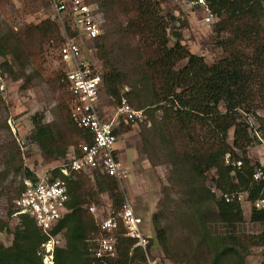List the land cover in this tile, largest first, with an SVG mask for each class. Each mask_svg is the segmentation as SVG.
<instances>
[{
  "label": "trees",
  "instance_id": "1",
  "mask_svg": "<svg viewBox=\"0 0 264 264\" xmlns=\"http://www.w3.org/2000/svg\"><path fill=\"white\" fill-rule=\"evenodd\" d=\"M86 1L95 3L102 14V33L92 40V46L102 67L103 90L116 104L123 94L133 108L144 110L149 128L142 138L143 153L151 165L167 167L162 194L176 208L165 213L159 210L150 218L163 254L185 264H264V250L259 262L248 263L246 259L252 246L264 247V208L252 206L248 215L261 230L240 234L238 226L245 221L242 204L224 199L225 194L238 192L251 203L264 198L263 181L252 178L261 166L247 155L248 147L256 141L248 115L255 118L264 141V0H204L217 18L212 29L217 45L225 52L212 63L191 52L179 38L169 44L168 31L176 18L162 13L160 0ZM62 42L58 24L49 17L16 31L0 30V57L10 55L2 62V69L17 79L21 74L14 65L22 50L32 56L44 43L58 49ZM181 61L184 64L179 67ZM63 78L60 64L47 79L59 92V121L46 122L38 114L31 117L30 141L54 158L65 157L69 145L76 149L82 139L90 141L88 131L70 117ZM123 87L128 89L123 91ZM14 146L19 153L17 143ZM226 154L240 159L241 166L225 164ZM8 166L16 173L24 171L28 180H36L21 161L16 163L12 158ZM210 171L220 195L206 183ZM53 174L58 175V170ZM74 175L73 179L66 177V212L50 230L64 238L63 245L54 250V262L97 264L88 248L98 230L87 206L96 202L99 190L107 193L116 208L122 193L114 177L98 170L92 174L94 184L87 173ZM17 217L10 230L7 221L0 220V230L12 235L8 245L0 242V264H41L38 250L48 236L29 215ZM133 243V239L119 235L118 256L112 263H126ZM134 256V264H143L139 249L134 250Z\"/></svg>",
  "mask_w": 264,
  "mask_h": 264
},
{
  "label": "rangeland",
  "instance_id": "2",
  "mask_svg": "<svg viewBox=\"0 0 264 264\" xmlns=\"http://www.w3.org/2000/svg\"><path fill=\"white\" fill-rule=\"evenodd\" d=\"M160 1L162 13L172 14L176 18L168 31L170 45L179 38L183 45L191 52L203 56L207 63H212L225 55V52L217 45V36L212 29L217 18L209 12L204 0ZM3 4V7H0L1 31H16L26 24L37 23L46 17L52 19L53 16L50 0H4ZM207 16H210L209 21H205ZM67 34L73 35L71 31ZM78 39L83 46L91 47L90 42ZM86 47L84 49L88 50L89 48ZM7 58L10 59V55ZM7 58L0 57V220L7 221L8 230H10L17 223L18 217L12 213L8 214V212L13 209V200L23 187L24 182L29 179L24 176V171L16 173L8 166L12 158L16 163L21 161L23 167L28 168L38 179L41 176L49 175L54 168L62 163L65 157L54 158L44 154L29 138L33 128L31 121L33 115L43 116L46 122H58L61 116L58 101L59 92L55 86H51L47 82L50 73L61 64L57 48L50 43H44L41 51L37 50L32 56L22 50L14 65V70L21 74L17 79H13L6 69H2L1 64ZM183 64L184 61H181L178 66ZM127 89V87H123V91ZM122 96L125 97L123 94ZM98 99L101 116L103 115L105 120H111L117 116L116 153L124 172L118 182L122 198L126 196L131 202L137 203L140 208L145 205L141 199L146 195V202L147 200L149 202V206L147 205L149 216H146L148 219L144 221L143 227L152 238L151 245L155 248L152 254L160 259L177 263L163 254L154 237V229L150 220L153 213L159 210H163L165 213L176 206L170 204L162 194L166 165L159 162H156L159 163L157 165H151L147 155L143 153L142 138H145L146 130L149 128V122H146V113L143 110L145 117L137 123L125 122L123 117L117 115L116 112L119 102L116 104L105 94L103 89ZM126 101L129 104L127 98ZM131 108L133 107L131 106ZM220 109L223 110L224 107L221 105ZM247 119L256 137V141L248 147L247 155L252 163L257 162L259 166H264V141L260 136L255 118L248 115ZM228 141H232V129L228 133ZM14 143H17L19 153H17ZM71 146L69 145L67 150ZM137 174L141 175V178H135ZM73 175L70 177L71 179L76 177ZM88 175L87 177L94 184L92 177ZM211 177H214L213 171L209 172L206 183L217 195H220V192L214 187ZM95 199L96 202L93 201V203L97 205H106L110 200L106 192L99 190L96 192ZM241 204L245 221L238 226L240 234L259 232L261 226L249 221L248 217L253 204L246 199ZM139 214L142 215L140 212ZM142 216L145 217V215ZM8 230H0V242L5 245L10 243L12 237ZM263 250V246H252L246 258L247 262H259Z\"/></svg>",
  "mask_w": 264,
  "mask_h": 264
},
{
  "label": "built area",
  "instance_id": "3",
  "mask_svg": "<svg viewBox=\"0 0 264 264\" xmlns=\"http://www.w3.org/2000/svg\"><path fill=\"white\" fill-rule=\"evenodd\" d=\"M50 4L53 9L52 19L58 24L63 36L57 52L63 65L64 87L69 95V114L78 127L88 131L90 141L82 139L76 149L71 146L62 163L54 168L58 170V175L54 176L53 169L49 175L41 176L35 181L26 180L23 189L13 200L12 215H29L40 231L48 236L38 250L41 264H55L54 250L61 246V242L64 243L61 233L52 235L50 230L66 212L69 197L66 177L70 178L78 172L92 177L93 172L98 170L119 182L124 173L116 153L117 116L105 120L101 116L98 99L103 89V76L92 40L102 33V14L95 3L86 0H50ZM209 20L210 16H207L205 21ZM70 31L73 35L67 34ZM78 38L90 42L91 47L83 46ZM85 47L89 49L86 50ZM116 112L125 122L137 123L145 117L143 109L131 108L124 96H121ZM224 162L233 167L241 166L240 159H231L228 154L225 155ZM252 178L264 183V166L256 168ZM224 199H236L241 203L245 200V194H225ZM252 204L257 209H263L264 198H257ZM87 209L94 215L98 230L93 245L88 248L97 264H113L118 256L116 244L119 235L134 240L124 264H134L135 249L142 253L143 264H185L166 261L152 254L155 248L150 245V235L143 227L145 220L134 211L126 196H123L116 208L107 202L106 205L91 203Z\"/></svg>",
  "mask_w": 264,
  "mask_h": 264
},
{
  "label": "crops",
  "instance_id": "4",
  "mask_svg": "<svg viewBox=\"0 0 264 264\" xmlns=\"http://www.w3.org/2000/svg\"><path fill=\"white\" fill-rule=\"evenodd\" d=\"M100 109H101V106H100ZM102 117H103V115H102ZM104 118V117H103ZM117 124L118 123H116L115 122V125L117 126ZM146 167L148 168V165H146ZM150 169V168H149ZM136 177H140L141 178V175H135V178ZM131 202V201H130ZM141 202H143V203H145V205H143V206H141L140 208H139V205H137V203H133V202H131L132 203V206H133V208H134V211L138 214V215H140L139 214V212L140 213H142V215H145V217H143L142 215H140L144 220H147L148 219V217H146V216H149L148 214H147V205L149 206V202H148V200H147V202H146V195L144 196V198L143 199H141ZM146 207V208H145Z\"/></svg>",
  "mask_w": 264,
  "mask_h": 264
},
{
  "label": "water",
  "instance_id": "5",
  "mask_svg": "<svg viewBox=\"0 0 264 264\" xmlns=\"http://www.w3.org/2000/svg\"><path fill=\"white\" fill-rule=\"evenodd\" d=\"M173 36H175V34H173Z\"/></svg>",
  "mask_w": 264,
  "mask_h": 264
}]
</instances>
